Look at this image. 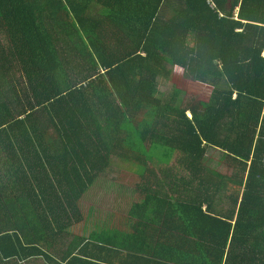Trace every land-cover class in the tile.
I'll use <instances>...</instances> for the list:
<instances>
[{
	"label": "trees",
	"instance_id": "trees-1",
	"mask_svg": "<svg viewBox=\"0 0 264 264\" xmlns=\"http://www.w3.org/2000/svg\"><path fill=\"white\" fill-rule=\"evenodd\" d=\"M56 253L264 264V0H0V264Z\"/></svg>",
	"mask_w": 264,
	"mask_h": 264
},
{
	"label": "rangeland",
	"instance_id": "rangeland-1",
	"mask_svg": "<svg viewBox=\"0 0 264 264\" xmlns=\"http://www.w3.org/2000/svg\"><path fill=\"white\" fill-rule=\"evenodd\" d=\"M178 85L179 87H183L186 88L187 87V79L184 77V73L181 72L180 70H177V73L174 75V80L172 82H164L162 84V90L164 92H166L167 94L171 95L172 94V89H173V84ZM213 91V87H208L203 93H201L203 95L204 98L209 99L211 97V93ZM199 94V93H198ZM198 94H194L192 93V95H188L186 94V96H183V102L186 103L185 99H189V98H194L195 96H197ZM201 95V96H202ZM178 155L179 153L175 154L173 160L171 161L172 166H174L175 170L177 171L178 174L181 175H186L187 172H185L183 170L182 165L179 164L178 160ZM223 156V151L218 149V148H212L209 151V154L207 155V159H206V164L208 166H210L211 168L217 169V170H222V171H230V169H228L225 165L223 164V162L221 161V157ZM221 161V162H220ZM129 171V172H128ZM121 173V172H120ZM117 176V173L115 174H111L110 176ZM120 175V174H118ZM123 181L124 183H130L131 185H133V182H138L139 180H141L140 176L138 173L134 172V169H131L130 167H128V170H123ZM115 195V194H114ZM116 202V199L113 195H99V197H96L95 199H93L92 201L90 200L88 202V211L90 210V208H93V214L95 215L94 217L92 216L93 220L96 222L97 220L95 219L96 216H99V218L103 217H107L109 218V214L110 212H114L113 208H114V203ZM117 211V210H116ZM108 214V216H107ZM90 220V221H93Z\"/></svg>",
	"mask_w": 264,
	"mask_h": 264
},
{
	"label": "crops",
	"instance_id": "crops-1",
	"mask_svg": "<svg viewBox=\"0 0 264 264\" xmlns=\"http://www.w3.org/2000/svg\"><path fill=\"white\" fill-rule=\"evenodd\" d=\"M85 226H83L82 227V229L84 228ZM88 230H87V232L85 233L86 235H88V233H90L92 230H93V227H91V226H89V225H87V227H86ZM123 230V229H122ZM71 232H75V233H77V234H83V231H81V229L79 228V227H72V229H71ZM122 239H123V236L121 237ZM120 238V239H121ZM73 237H69L68 238V240H67V242H66V244H68L69 242H73ZM164 243H165V241H163ZM69 245V244H68ZM74 246H75V243H74ZM74 246H73V250H72V248L70 249V251H72L73 252V254H75L76 256H78V254L79 253H81L80 251H79V249L78 248H74ZM62 248H65L66 250H67V245L66 246H62ZM63 254H59V253H56V256L58 257V258H54V259H56V264H59V262H60V264H74V260H75V258H64V260L61 258V256H62ZM155 257V256H154ZM155 258H157V257H155ZM98 259H103V261H105L106 262V259L105 258H98ZM169 259H173V258H169ZM156 260H158V261H163L162 259H156ZM186 260V258H183V262H186L185 261ZM70 261H72L71 263H70ZM109 261H112V260H109ZM105 262H101V261H97V263L95 262V263H91V264H105ZM108 262V261H107ZM163 262H168V261H166V260H164ZM169 262L171 263V264H173V262L174 261H171V260H169ZM21 263H24V264H52L51 262H50V260L49 259H46V258H34V259H30V260H25L24 262H21ZM182 263V262H181ZM76 264H79V261H76ZM184 264H187V263H184Z\"/></svg>",
	"mask_w": 264,
	"mask_h": 264
}]
</instances>
